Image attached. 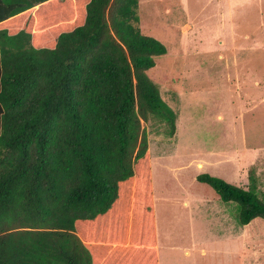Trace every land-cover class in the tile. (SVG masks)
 Instances as JSON below:
<instances>
[{"label": "trees", "instance_id": "1", "mask_svg": "<svg viewBox=\"0 0 264 264\" xmlns=\"http://www.w3.org/2000/svg\"><path fill=\"white\" fill-rule=\"evenodd\" d=\"M136 5L0 0V264H156L140 120L171 132L174 116L146 74L165 48ZM195 178L239 225L264 220L251 175L247 189Z\"/></svg>", "mask_w": 264, "mask_h": 264}, {"label": "rangeland", "instance_id": "2", "mask_svg": "<svg viewBox=\"0 0 264 264\" xmlns=\"http://www.w3.org/2000/svg\"><path fill=\"white\" fill-rule=\"evenodd\" d=\"M135 13L165 48L146 74L174 116L171 132L167 121L140 120L155 221L156 254L147 256L264 264V220L239 225L237 204L195 178L247 189L251 175L264 201V0H137Z\"/></svg>", "mask_w": 264, "mask_h": 264}, {"label": "crops", "instance_id": "3", "mask_svg": "<svg viewBox=\"0 0 264 264\" xmlns=\"http://www.w3.org/2000/svg\"><path fill=\"white\" fill-rule=\"evenodd\" d=\"M198 166H200V165H198ZM155 222V221H154Z\"/></svg>", "mask_w": 264, "mask_h": 264}]
</instances>
